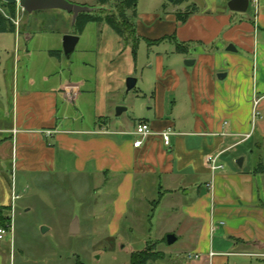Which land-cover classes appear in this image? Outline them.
Instances as JSON below:
<instances>
[{
    "label": "crops",
    "instance_id": "crops-1",
    "mask_svg": "<svg viewBox=\"0 0 264 264\" xmlns=\"http://www.w3.org/2000/svg\"><path fill=\"white\" fill-rule=\"evenodd\" d=\"M230 1L193 0L200 12L184 24L171 13L165 18L155 16L151 28L136 25L137 36L147 42L174 37L177 46L179 42L188 46L185 54L178 53L177 46L172 52L180 55L181 61L195 63L170 67L163 56H157L153 113L134 123L132 129L125 126L123 118L112 119V108L118 106L112 100L113 87L107 86L102 99L95 97L90 103L93 124L84 128L80 117L69 118L67 110L60 113L59 104L71 101L76 108L80 99L91 95L84 89L85 79H43L37 89L35 79L25 78V87L20 88L14 73L9 123L0 125V206L10 210L23 199L16 182L10 184L4 176L2 164L9 161L12 178L20 176L23 192L31 189L32 178L72 177L69 193L73 192L86 215L100 208L104 226L100 231L109 239L119 236L129 217L138 227L142 218L146 219L142 211L148 208L150 224L174 216V223L193 227L192 252L203 257L201 262L186 264H209L206 256L219 254L213 250L214 234L220 235V241L228 236L254 249L245 255L264 258V193L260 186L264 169L250 165L247 170L246 155L239 167L237 161L243 155L234 154L257 130L264 134V0L257 4L251 0L244 14L232 12ZM230 45L237 51H228ZM2 64L0 59V74ZM256 100L262 119L254 126ZM180 104L183 111L178 110ZM75 110L80 114L82 108ZM70 120L74 125L65 127ZM140 123L149 124L151 134L136 148L134 132ZM164 132L172 134L169 146L161 137ZM247 135L251 137L245 140ZM210 156H218L223 168L212 172ZM42 183L53 186L48 180ZM96 188L100 194L93 200V209L85 197ZM13 194L18 196L15 201ZM186 196L188 201L180 208L177 203ZM134 201L136 212L132 213ZM73 221L74 215L67 222L69 231ZM80 232L79 221L74 235Z\"/></svg>",
    "mask_w": 264,
    "mask_h": 264
},
{
    "label": "rangeland",
    "instance_id": "rangeland-1",
    "mask_svg": "<svg viewBox=\"0 0 264 264\" xmlns=\"http://www.w3.org/2000/svg\"><path fill=\"white\" fill-rule=\"evenodd\" d=\"M67 1L81 7L97 9L91 13L94 15L100 12L103 15L111 13L110 10L115 4V0H109L104 6L100 0ZM191 3L193 1L176 4L175 0L173 2L138 0V17L134 23L151 28L149 24L155 16L165 18L171 13L185 11ZM16 14L17 32L0 34V59L3 61L2 74H0V121L3 123L0 122V125L9 123L10 94L15 73L20 88L25 87V78L35 79L37 85L34 87L37 89L44 84L43 79L49 81L57 77L62 79L73 77L74 82L85 79L84 89L90 91L91 95H86L77 102L76 108H82L80 114H77L75 104L71 101L68 104L64 102L59 104V111L67 110L69 118L80 117L79 124H82L81 120H83L84 128L93 124L94 107L90 103L95 97L100 99L107 86L113 87L112 100L118 106L112 108V119L115 121L117 118L118 107L126 108L119 117L125 120L126 127L132 129L134 123L153 113L150 108L153 107L151 96L155 91L157 56H163L166 65L170 67L185 64V61H181L180 55L172 52L177 46L172 39H168L161 46H149L146 38L139 36L137 56L134 58L132 37L128 39L130 43L127 44L106 23L88 24L79 38L81 40L77 49L68 59L63 52V37L66 32H74L72 15L59 10L28 14L18 6ZM131 15L132 12L128 11L127 18L130 23L133 22ZM59 51L60 59L51 55V52ZM130 77L137 79V85L127 92L126 82ZM40 81L41 83H38ZM47 84L49 87L56 86V83ZM47 84L45 86H48ZM168 107H171L169 102ZM178 110L183 111L181 104ZM65 124V127L73 126L74 122L70 120ZM5 138L8 140L9 136L5 135ZM255 142L258 145H255ZM234 154L236 156L242 154L240 158L246 155L247 170L250 165L261 170L264 167V134H260L257 130L252 139L238 147ZM9 165V161L2 164L4 176L10 184L12 181L16 182L17 193L22 194L23 199L15 203V209L13 204L9 207L10 210L0 206V226L2 217L6 218L7 215L6 225L11 226L4 239L0 240V264H131L134 253L142 252L147 246L154 244H156L155 252L161 256V259L150 264H186L191 260L200 262L202 260L203 256L199 259L189 258V256L194 257L192 252L194 241L191 239L193 227L174 223V216H170L171 219L169 216L164 218L159 224L154 222L150 224L147 217L150 210L147 208L142 211L146 219L142 218L138 227L130 222L133 217H129L123 223L119 236L116 239H109L105 232L100 231V227L104 228L101 223L102 214L98 213L100 208H93V200L100 194L99 188L86 194L88 207L94 209L86 215L80 208L77 198L74 199L73 192L69 193V190L73 189L69 187L72 177L32 178L29 186L31 189L27 188L26 192H23L20 190V176L15 174L12 178ZM43 180H48L53 186H45ZM260 186L264 193V176L261 177ZM187 201V196L182 197L177 204L181 208ZM135 203L136 201L132 205V213L136 212ZM216 213L218 210L214 217L217 216ZM73 215L74 220L78 218L81 222V232L78 235H71L68 230L67 222L68 219L72 220ZM210 215L212 211L208 213L209 217ZM218 223L220 222L217 221L214 225L217 227ZM43 227L50 231L43 234ZM222 228L224 230L228 228L226 222ZM243 232L246 233V230ZM170 234L178 237V241L173 245L167 243V236ZM213 237H215V248L212 249L219 254L211 256L210 253L206 256L209 264H264L263 257L245 255L252 253L254 249L246 248L242 242L232 240L228 236L220 241L218 234H214ZM219 244H223L221 248Z\"/></svg>",
    "mask_w": 264,
    "mask_h": 264
},
{
    "label": "trees",
    "instance_id": "trees-1",
    "mask_svg": "<svg viewBox=\"0 0 264 264\" xmlns=\"http://www.w3.org/2000/svg\"><path fill=\"white\" fill-rule=\"evenodd\" d=\"M109 0H100V3L102 6H104L106 3H108ZM193 0H175L176 4H180L183 2H192ZM137 3L138 0H115L114 7L110 10L111 13L107 15L103 14H80L74 25L73 29L74 32L77 35H81L86 26L90 23H106L109 26H111L119 35L122 37L125 42L128 44L130 43L128 39L132 37L131 44H132V52L134 58L137 56V48L139 45V37L137 36V30L136 25L134 21L138 17L137 13ZM8 17L0 13V34H6V33H16L17 27L14 24V20L16 19V13H17V6L16 5H8L5 3H2ZM102 10H105L102 8ZM131 11L132 15L131 18L133 20L132 23L129 22V19L127 18V12ZM200 12L199 8L195 3H191L185 11H178L175 13L177 20L179 23L184 24L187 22V20L190 18L191 15H194L196 13ZM106 14V13H105ZM174 37H167L162 38L161 40H158L156 42H150L148 41L149 46L158 45L165 41L166 39H173ZM189 51L188 46L178 44L177 46V52L185 54ZM51 55L55 58L60 59L61 52H51ZM264 169V167H262ZM7 220L6 218L2 217V223L0 228H6L7 227ZM156 245V244H154ZM154 245L147 246L145 250L142 252L134 253L132 256V262L131 264H150L151 262H155L161 259V256L155 252Z\"/></svg>",
    "mask_w": 264,
    "mask_h": 264
},
{
    "label": "water",
    "instance_id": "water-1",
    "mask_svg": "<svg viewBox=\"0 0 264 264\" xmlns=\"http://www.w3.org/2000/svg\"><path fill=\"white\" fill-rule=\"evenodd\" d=\"M1 2L8 5H16L28 14H33L38 11H48V10H59L72 15L73 25L80 14H91L97 11V9L89 7H81L74 5L67 0H0ZM173 2V0H170ZM251 0H231L228 3V8L232 12L236 13H247L250 7ZM79 42V36L73 34H66L63 37V52L65 56L69 59L76 50V46ZM228 51H237L233 45H230ZM194 60H187L185 65L190 67L194 65ZM137 85L136 78H128L126 82L127 92L133 90ZM126 108H117V117H119ZM244 159L240 158L237 161L239 167L243 166ZM48 229L46 227L42 228V233L44 234ZM79 230V219L75 218L71 226V234H77ZM177 242V237L173 234L167 236V243L173 245Z\"/></svg>",
    "mask_w": 264,
    "mask_h": 264
},
{
    "label": "built area",
    "instance_id": "built-area-1",
    "mask_svg": "<svg viewBox=\"0 0 264 264\" xmlns=\"http://www.w3.org/2000/svg\"><path fill=\"white\" fill-rule=\"evenodd\" d=\"M3 2L0 1V13L5 15L6 17H8V14L2 4ZM253 3L257 4L258 0H253ZM15 25H18V23L16 22V20L13 21ZM258 104H259V100H256L254 103V111H253V116H252V123L255 126L258 121H260L262 119L261 113L259 112L258 109ZM151 134V128L149 126V124L146 123H140L134 132V135L136 137H138V140L135 142L134 146L136 148L140 147L143 144V141ZM171 136L172 134L170 132H164L161 133V137L164 141V144L166 146H169L171 144ZM251 137V135H247L245 136V140L249 139ZM218 156H210L208 157V163L211 166V170L212 172H215L217 170L222 169L223 167L220 166L218 164ZM18 196L14 195L13 201L17 200ZM14 206V204H13ZM14 208V207H13ZM11 229V226H7L6 228H0V240L4 239V237L7 235L8 230ZM211 256H214L213 253H211ZM190 259H199L200 256L199 255H194V257L189 256Z\"/></svg>",
    "mask_w": 264,
    "mask_h": 264
}]
</instances>
